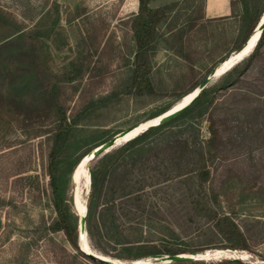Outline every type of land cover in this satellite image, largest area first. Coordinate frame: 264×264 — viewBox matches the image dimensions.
<instances>
[{
	"label": "rangeland",
	"instance_id": "rangeland-1",
	"mask_svg": "<svg viewBox=\"0 0 264 264\" xmlns=\"http://www.w3.org/2000/svg\"><path fill=\"white\" fill-rule=\"evenodd\" d=\"M174 1L152 0L149 8L169 5L175 10L171 26L185 30L204 0ZM137 9L138 0H0V264H93L62 233L43 230L55 219L47 173L55 143L62 145L55 159L58 191L78 220L73 197L79 214L82 203L89 204L86 173L90 183L104 161L102 155L86 166L78 162L115 135L170 110L224 58L228 48L217 41L212 24L190 33L184 49L189 61L175 54V42L162 27L151 59L154 95L126 94L135 51L128 19ZM259 67L248 78L263 75ZM227 96L224 108L212 109L225 146L202 186L192 173L191 150L181 154L178 147L180 141L208 138L207 122L198 124L192 113L109 152L118 156L96 186L85 221L93 252L155 264V257L208 251L204 261L174 264H264V100L244 110L238 92ZM58 108L68 119L60 139ZM105 203L113 206L104 211ZM196 204L230 215L248 251L229 250L208 218L196 216Z\"/></svg>",
	"mask_w": 264,
	"mask_h": 264
},
{
	"label": "trees",
	"instance_id": "trees-1",
	"mask_svg": "<svg viewBox=\"0 0 264 264\" xmlns=\"http://www.w3.org/2000/svg\"><path fill=\"white\" fill-rule=\"evenodd\" d=\"M151 2L152 0H138L137 13L131 15V17L128 19V27L133 37L135 51L130 64V74L125 91L126 94L132 95L134 97L154 95V88L151 79V59L152 55H154L155 51L157 50V43L162 37V34L160 33L162 27H164L166 30L165 34L168 35L167 37H170V39L175 42V54L178 57L189 61V57L186 55V50L184 49L188 44H191V41L188 39L190 33L197 28H199V31H202V29L206 28L207 24H210V21L204 22L202 24L200 23L202 17H199V14L197 16V13L201 12V6L199 9L195 10L193 17L189 19L187 24L184 25L186 26V29L178 30V23H175L173 26H171V14L175 10H173L169 5L156 10H151L149 8ZM231 7L233 12L235 8H241V15L239 18L236 42L233 49L226 53V56L241 47L248 37L252 35L262 13L264 12V0H232ZM256 64L260 65L259 71H261L263 75L258 74L254 77L248 78L249 71L253 69ZM211 70L207 75L210 74ZM204 78L199 80L197 83H194L188 90L184 91L179 100L183 96L192 93L193 90L197 89ZM233 92H238L241 95L240 102L242 103L241 106H244L242 107L244 110H246V106H250L254 102L261 103V100H264V28L261 31V35L250 55L239 64L234 66L227 73H225L219 79L216 85H210L202 90L198 97L180 116L164 125L147 130L135 139L126 143L122 148L124 149V147L131 146L137 143L139 140L149 136L154 131L171 124L177 118L192 113L193 119L196 120L198 124L201 123L203 119L207 122L206 131L208 133V138L201 140L200 142L197 141V139H193L190 142V145L188 144L187 140L180 141L178 143V147L181 154H185L187 151L186 148L189 147L188 149L191 150L189 153H191L193 157L192 173L196 178L198 186L204 185L209 181L210 170L213 164L219 159V156H221V151L225 146L221 125L214 118L213 112L215 110H220L221 107L224 108V102H226L225 99L228 97L227 95ZM235 103L239 104V102ZM232 104H234V102H232ZM212 109L214 111H212ZM262 110L263 108L258 107L255 112L260 113ZM162 113L156 114L155 116L150 117L148 120L160 116ZM58 115L59 119H57L58 124L57 128L55 129V135L60 139L67 133L68 119L66 117L65 110L63 109L58 108ZM249 117V115H246L247 119ZM61 146V144L56 142L54 149L50 152L48 157L49 162L47 173L50 181L49 185L55 219L48 225V227H44L43 230L53 234L62 233L71 247L77 250L76 233L78 230L77 221L79 222V219L77 220L74 216H72V210L60 196L57 185L58 177L55 159L57 151L61 149ZM122 148H119L117 153L120 152ZM114 155L118 156L116 152H112L104 154L102 157H100L99 160L104 161L101 166L102 169L91 173L90 180L92 188L90 191L89 204L87 207V215L89 216L94 209L91 205V201L95 193L96 186L98 183L105 180L108 171L112 167L111 161L114 158ZM101 206L104 211H107V209L113 205L110 203H105ZM194 211L196 216H205L208 218L219 235L231 244L230 248H228L229 250L248 251L247 240L239 231L230 215L218 213L215 210L207 207V205L200 204H196L194 206ZM88 234H91L90 226L88 227ZM77 254L82 258L92 262L93 264H99L79 252ZM172 255L177 254L174 253Z\"/></svg>",
	"mask_w": 264,
	"mask_h": 264
},
{
	"label": "water",
	"instance_id": "water-1",
	"mask_svg": "<svg viewBox=\"0 0 264 264\" xmlns=\"http://www.w3.org/2000/svg\"><path fill=\"white\" fill-rule=\"evenodd\" d=\"M263 28H264V12L262 13V15H261V17L259 19V22H258L256 28L254 29L253 33L256 30H259L260 35H261V31L263 30ZM250 37L251 36L248 37V39L244 42V44L241 47H239L236 51L230 53L228 56H226L224 59H222L211 70L210 74L207 75L201 81V83L199 84L198 88L195 89V90H193L195 92L194 97L188 103H186L184 105H181V106L179 105L177 108L173 109L172 111H169V112H166L165 111L160 116H158L159 119H158V121L156 123H154V124L151 123V125H146V127H144L143 129L138 130L132 136L126 137L132 130H134V127L129 128V129H127V130H125V131L117 134L118 136H120L118 139L114 136L111 140H109V141L101 144L100 146L94 148L92 150V152L90 154H88L89 157L90 158H93L92 160H94V159H96V158H98V157H100V156H102L104 154L109 153L111 150H113V149H115V148H117L119 146H122L123 144H126V143L130 142L131 140L135 139L136 137H138L139 135L143 134L147 130L152 129V128H155V127H158L160 125H164V124L172 121L173 119H175L179 115H181L192 104V102L198 97V95L200 94V92L202 90H204L205 88H207L208 86H210L212 82H214V81L218 80L219 78H221V77H217V75H216L217 69L220 67L221 63L223 64L226 60H229L232 55H235V56L239 55L243 51V49L246 48ZM248 56H247V54L243 55V57H241V59H239L240 61L238 63H237L238 60L235 59V63L236 64L234 66H236L237 64H239L241 61H243L244 59H246ZM181 101H183L182 98H181ZM145 128H148V129L144 130ZM84 157H86V156H84ZM89 181H90V183H89V186H88L89 187L88 190L84 187L85 194H87V195L90 193V188H91V180H90V177H89ZM73 207H74V210H75L77 216L79 217V222H78V225H79L78 226V238H77V241L78 242H77V245L79 247L80 252H82L85 256L89 257L91 260H93V261H95V262H97L99 264H137V262H135V261L134 262L133 261H130V262H120L118 260H114V259H111L109 257L108 258H105L106 256H102V254H100V253H98L96 251H94V254L84 253L82 251L81 247H80V240H81V238L79 237V233H80V231L82 229L85 232V235L87 237V232L85 231V221H86V216H87V213H86L87 212V208H85V211H86L85 214L82 215V216H80V214H78V210L76 209L74 197H73ZM232 252H235V251H232ZM236 260L239 261L238 258ZM189 261L190 262H196L197 260L196 261L193 260L191 257H189V255H187V257H185L184 255L155 257V259H154V263L155 264H157L159 262H165L166 264H174V263H183V262H189Z\"/></svg>",
	"mask_w": 264,
	"mask_h": 264
},
{
	"label": "bare ground",
	"instance_id": "bare-ground-1",
	"mask_svg": "<svg viewBox=\"0 0 264 264\" xmlns=\"http://www.w3.org/2000/svg\"><path fill=\"white\" fill-rule=\"evenodd\" d=\"M259 37H260L259 30H256L254 33H252L246 48L243 49V51L239 55H237V56L232 55L229 60H226L223 64L221 63L220 67L217 69V72H216L217 77L223 76L225 73H227L229 70H231L234 67V65L236 64L235 63V59L238 60L237 61V63H238L240 61L239 59H241V57H243V55L247 54V56H248L251 53V51L253 50V48L255 47ZM194 94H195V92L193 91L192 93H189L188 95H185L182 98L183 101L180 100L174 107H172L167 112L172 111L173 109L177 108L179 105L181 106V105H184V104L188 103L194 97ZM158 119H159V117H155L152 120H149V121H147L144 124H140V125L135 126L134 130H132L126 137L134 135L138 130L143 129L144 127H146V125H151V123H153V124L156 123L158 121ZM146 129H148V128H145L144 130H146ZM115 137L118 139L120 136L115 135ZM92 159L93 158H90L89 155H86V157H84L82 159V161H80L81 163L79 162L78 164H83L84 166H86ZM83 173H84V169L81 168V171L79 172V175H78V177L76 179V193H75V195H76L77 200L80 199V190H81L80 187L82 186L81 184H82V180H83ZM86 180H87L86 187L88 188V184L89 183H88V175H87V173H86ZM82 204H83L82 210L79 213L80 216L84 215L85 212H86L85 211V208H86L85 204L84 203H82ZM79 237L81 238L80 247H81L82 251L84 253H87V254H94V252L88 246V243H87V240H86L87 237L85 235V232L82 229H81V231L79 233ZM214 252H216V251H214ZM229 253H232V252H229ZM211 254H212V252H208L207 251L204 254H190L189 257H191L193 260H202L201 258L203 256H210ZM233 254H236V253H233ZM242 254H243V252H241L239 254L241 256V259H243V260L246 259V258L243 257ZM105 258H107V257H105ZM143 261L144 260H136L135 262H137V264H142ZM202 261H204V260H202Z\"/></svg>",
	"mask_w": 264,
	"mask_h": 264
},
{
	"label": "crops",
	"instance_id": "crops-1",
	"mask_svg": "<svg viewBox=\"0 0 264 264\" xmlns=\"http://www.w3.org/2000/svg\"><path fill=\"white\" fill-rule=\"evenodd\" d=\"M182 1L184 0H175L174 2ZM231 2L232 0H204L202 10L198 13L202 17L200 23L210 21V24L217 30V41L228 48L222 54L224 57L234 47L241 15V8L239 7L235 8L234 12L232 11ZM230 27L232 28V35L228 39L227 29Z\"/></svg>",
	"mask_w": 264,
	"mask_h": 264
}]
</instances>
